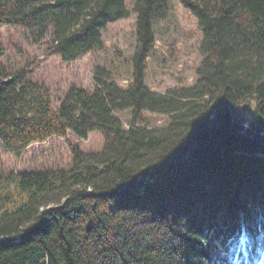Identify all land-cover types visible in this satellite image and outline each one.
<instances>
[{"label":"trees","instance_id":"trees-1","mask_svg":"<svg viewBox=\"0 0 264 264\" xmlns=\"http://www.w3.org/2000/svg\"><path fill=\"white\" fill-rule=\"evenodd\" d=\"M198 19L196 80L146 84L155 25L171 0H135L127 85L97 67L95 89L51 87L12 71L0 42V140L20 156L70 132L71 169L0 172V264H255L264 253V0H180ZM130 15L128 0H0V27L24 28L48 54L79 60ZM131 111L128 125L118 112ZM146 112L168 115L153 126Z\"/></svg>","mask_w":264,"mask_h":264},{"label":"rangeland","instance_id":"rangeland-1","mask_svg":"<svg viewBox=\"0 0 264 264\" xmlns=\"http://www.w3.org/2000/svg\"><path fill=\"white\" fill-rule=\"evenodd\" d=\"M134 1L128 0L127 18L111 22L103 31V48L72 62H64L58 54H48L47 42L33 44L24 28L0 27V42L6 48L3 62L12 71L27 69L28 78L48 84L55 108L73 84L93 91L97 67L109 70L115 80L127 85L136 48ZM171 5L168 14L155 25L157 43L146 69V84L163 93L176 86L193 84L203 59L200 50L203 34L197 17L180 0H171ZM118 115L128 125L131 111L118 112ZM145 117L153 126H162L169 120L168 115L151 112H146ZM75 147L84 152H99L104 147V139L99 132L91 133L87 139L70 132L67 137L54 136L36 143L20 156L7 151L0 140V172L71 169Z\"/></svg>","mask_w":264,"mask_h":264},{"label":"clouds","instance_id":"clouds-1","mask_svg":"<svg viewBox=\"0 0 264 264\" xmlns=\"http://www.w3.org/2000/svg\"><path fill=\"white\" fill-rule=\"evenodd\" d=\"M248 255H244V264H247ZM231 264H242V261L239 257H234L231 261ZM255 264H264V253H260L258 259H256Z\"/></svg>","mask_w":264,"mask_h":264}]
</instances>
